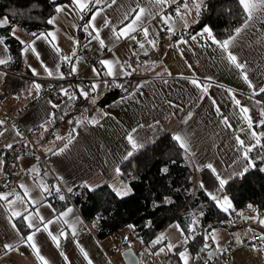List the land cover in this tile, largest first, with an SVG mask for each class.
Instances as JSON below:
<instances>
[{"label": "crops", "instance_id": "1", "mask_svg": "<svg viewBox=\"0 0 264 264\" xmlns=\"http://www.w3.org/2000/svg\"><path fill=\"white\" fill-rule=\"evenodd\" d=\"M137 3L141 7H149V0H116L115 4L112 0H101L93 7V10L103 9L96 18V26L104 40L103 47L83 31L90 13H81L72 5V0L56 3L46 26L35 33H43L46 39H36L33 32L23 29V32L13 35L23 42L17 65L11 66L6 44H0V59L7 61L0 64V82L7 71L19 75L16 92L4 98L0 106V120L4 121L0 124V150L4 151L0 152V194L8 195L10 201L0 200V264H43L30 243L36 245L48 264H88L89 260L91 264H117L118 259L122 261L120 254L113 262L110 259V253L121 250L117 248L115 236L98 239L94 232L97 218L85 222L63 191L68 192V188H72L78 193L81 188L89 189L85 185L94 188L107 184L116 195L118 192L129 193V185L120 176V165L141 148H133L127 138L129 135L143 146L161 133L172 137L181 135L187 141V151L180 148L194 169V180L198 186L203 181L206 194L212 192L221 198L219 204L212 200L221 210H233L229 198L227 203L222 199L226 194L224 190L218 191L219 182L206 165L211 163L217 173L228 180L247 166L236 137L239 136L246 145H254L256 139H260L258 127L261 125L259 121L264 120V97L258 89L264 87V17L251 21L230 47L238 62L245 66L240 69L206 34L199 35L207 25L194 28L196 23L189 20L193 14L196 18L191 2L189 8L192 10L187 12V17L182 9L180 15L183 19L172 18L170 23L174 34L165 30L168 25L162 22L161 16L169 15L171 6L180 7L183 0H177L175 4L169 2L163 12L153 8L154 16L145 17L128 36L117 39L112 29L119 31L131 23L134 18L131 10ZM57 6L67 7L57 12ZM53 17L54 23H48ZM105 19L110 22L109 27H103ZM243 22L244 19L238 27H242ZM145 27L149 29L147 38L143 32ZM162 30L164 36L153 42L155 46L149 43L151 37ZM89 32H92L91 28ZM231 34L234 35V31ZM192 36L196 39L192 40ZM87 45L91 59L113 61V71L117 75H107L108 67L101 63L100 67H95L78 60L76 52ZM136 45L139 48L135 49ZM64 57H69L71 62ZM45 66L52 71L51 76ZM73 67L75 71H72ZM124 71L132 74H119ZM245 72L254 88L243 78ZM65 74L76 75L74 92L67 91L68 95L61 94L54 101L42 99L32 102L39 89ZM193 80L207 86V93L194 85ZM94 84L98 87L92 92ZM118 84L123 87H117ZM112 88L120 89V94L103 105L92 103V99L97 102ZM81 89L89 92L88 99L81 95ZM71 96L75 98L70 99ZM235 100L249 111L241 112ZM246 116L252 121L251 129ZM224 117L228 118L231 127L223 122ZM253 131L257 134L255 138ZM70 139L71 143H68ZM9 144L12 148L7 147ZM65 144L68 147L60 151ZM177 144L180 146L179 142ZM129 152L132 155L125 159ZM40 161L46 165L45 168L41 167ZM56 187H59V193ZM60 195L65 199L61 200ZM69 208L72 212L62 218L67 219L68 224L61 220L48 225L53 235L61 231L65 233L59 238V247L43 230L35 233L32 242H25L34 231L28 227L25 216L43 229L37 213L45 221L56 220L59 213ZM13 212L20 215L13 216ZM260 219H264V207L243 217L234 231L221 228L226 231L225 239L216 246L210 242L212 251L208 257L232 244L227 264H264V241L255 248L237 241L240 236H250L256 231L264 233ZM13 223L19 232L12 227ZM161 242L166 244L164 239ZM5 244L12 245V249H5ZM113 246H116V251H112ZM81 249L87 253V259ZM173 257L177 254H171L162 264H170ZM179 264H182L180 260ZM194 264H200L198 258Z\"/></svg>", "mask_w": 264, "mask_h": 264}, {"label": "trees", "instance_id": "2", "mask_svg": "<svg viewBox=\"0 0 264 264\" xmlns=\"http://www.w3.org/2000/svg\"><path fill=\"white\" fill-rule=\"evenodd\" d=\"M62 1L0 0V17L8 18V24L0 27V36L5 37L11 66L19 62L22 43L11 35L9 28L16 25L28 33L40 31L46 26L54 5ZM204 4L206 7L202 8L200 16L196 15L194 28L207 25L218 40L230 35L244 19L238 0H204ZM119 94L120 89H109L96 103L103 105ZM258 130H261L260 144L249 153L256 161L255 166L242 176L229 178L223 188L233 205V210L228 212L221 210L198 186L193 167L168 133L154 137L120 165V176L130 187L127 195L117 196L107 184H101L93 190L81 188L73 203L82 216L99 215L94 227L98 239L131 225L134 226L131 233L150 251L159 246L153 241L160 231L175 223L183 230L186 245L198 254L200 264H205L211 258L208 254L212 247L203 245L204 230L223 223L247 205L264 207V161L259 159L264 156V126L260 125ZM166 198L171 202H166ZM171 260L170 264H179L178 257Z\"/></svg>", "mask_w": 264, "mask_h": 264}, {"label": "snow or ice", "instance_id": "3", "mask_svg": "<svg viewBox=\"0 0 264 264\" xmlns=\"http://www.w3.org/2000/svg\"><path fill=\"white\" fill-rule=\"evenodd\" d=\"M100 2H101V0H72V5H74L76 8H78L81 13H90L89 20L83 25V31L88 32L89 35L92 37V39L93 40H98L100 45H101V47H103L104 46V40L100 36V28H98L96 26V18H97V16H100L102 14L103 9L93 10V7L95 5H98ZM169 2H171V4H175V3H177V0H149V7H147V8L141 7V5L139 3H137L136 8L131 10V13L134 14V18L131 20V23H129L125 28H122L119 31L117 29L113 28L112 31H113L114 36L117 39H119L121 37L128 36L129 32L130 31H134L135 30V26L138 23H140L145 17L154 16L155 13L153 12V8H155L158 12H163L164 6L168 5ZM190 2L192 4L193 8L195 9L197 17L200 16L202 8L206 7V5L204 4V0H183V3L180 5V7H177L176 10H175L176 11V15L178 17H180L181 19H183V17L180 15L182 9H183V11L185 13L190 12L192 10V9L189 8V3ZM238 2H239V5L241 6V8L243 10V13H244V22H243V26L242 27H237V28L234 29V33H235L234 35L230 34L227 38H225L223 40H218L216 38V36L213 34L212 29L210 27H207V26H205L203 28L202 33H199V35L206 34L208 36V38L213 43L218 45L221 49H223L227 53V58L232 63H234L237 68L244 69V67H245L244 64L238 62L237 56L234 55L230 51V47L234 44L235 40L241 34L243 29L247 28L249 26L251 21H253L254 19H256L258 17H264V0H238ZM112 3L115 4L116 0H112ZM64 7H67V6H57L56 7V11L57 12H61V11H63ZM82 18H83V16H82ZM125 19H128V16H126ZM54 20H55V18L53 17V18H51L48 21V23H50V24L54 23ZM161 20H162V22L165 25H168V27L165 30L168 31L169 33L174 34L175 30L171 26V23H170L171 20H172V16L170 14L169 15H162L161 16ZM193 22L196 23L197 21H193ZM7 24H8V18L7 17H4L3 20H0V27L6 26ZM109 26H110V22L107 19H105L104 22H103V27H109ZM187 26L188 25L185 22V27H187ZM89 28L92 29V32H89ZM143 32H144L145 38H147L149 36V29L145 27V28H143ZM33 35L36 37V39H41V38H45L46 39V36L43 33L40 34V35H37V34L33 33ZM48 35H52V34L49 33ZM132 39H135V37H132ZM191 39L195 40L196 37L192 36ZM4 41H5V37L0 36V44H3ZM182 42L185 43V44L187 43L186 40H183ZM34 43H35V41H33V44ZM149 43H153V41H149ZM153 46H155L154 43H153ZM140 47L143 48L144 45L141 44ZM26 50L27 49H25V51ZM32 51L35 52L36 49L33 47ZM57 51H59L58 48H57ZM36 54L39 57V53L37 52ZM64 59L68 60L69 62H71L69 57H64ZM6 62L7 61H5L4 59H0V64H5ZM100 63L103 64V65H106L108 67V71L106 73L107 75H109V76L117 75V73L113 71V61L102 60V61H100ZM116 63H119V62L116 61ZM129 67H131V65H129ZM45 70L48 72V75L51 76L53 74L52 71H49L46 66H45ZM57 71H58V66H57ZM72 71H75V67L72 68ZM133 71H135V69H133ZM33 73L35 74V69H33ZM119 74H122V75H125V76H130L132 74V72L124 71V72L119 73ZM243 78L246 81H248L250 87L254 88V86L251 84V81L248 80V76H247L246 72L244 73ZM192 83L194 85H196L197 87H202L203 91L205 93H207V90H208L207 86L199 85L196 80H193ZM116 86L117 87H123L122 84H118ZM140 86L141 85H138L137 87H140ZM35 87L37 89H39L40 86L38 84H36ZM97 87L98 86L94 84L92 86V88H91V91L95 92ZM62 91L64 92L65 95H68L66 90H62ZM258 92L259 93H264V87H260L258 89ZM254 94H256L255 89H254ZM81 95L85 99H88L89 92H85V91H83L81 89ZM74 98H75V96H71L70 97V99H74ZM92 103L95 104L96 100L92 99ZM213 103H215V102L213 101ZM235 103H236V105L240 106V101L239 100H235ZM257 103H259V102H257ZM240 107H241V112H243V113H247L249 111L247 107H243V106H240ZM217 111L219 112V108L218 107H217ZM262 114H264V113H262ZM245 119L248 120V127H249V129H251L252 128L251 119L249 117H247V116L245 117ZM92 122L96 123V121H92ZM223 122L225 124H228V118L224 117ZM3 123H4V121L0 120V124H3ZM259 124L264 125V120L259 121ZM228 126L231 127L230 124H228ZM133 131H135V130H133ZM252 136L255 138V137H257V134L253 131L252 132ZM127 138L132 143L134 149L137 148V147H143V145H138L137 142L134 140V138L131 135H129ZM173 139L175 141L179 142L180 147L187 151V141H186L185 138H183L181 135H175L173 137ZM236 139H237V142L240 145V148L242 150L243 159L245 161H247V166H245L243 171L239 173V175L242 176L245 172H247L249 170V168L255 166L256 161L253 160L249 156V153L253 150V148H255L257 145L260 144V140L257 138L256 139V144H254V145H246L244 140H241L239 138V136H237ZM68 143H71V139L69 140ZM7 147L8 148H12V145L9 144V145H7ZM67 147H68V144H65L64 149H61L60 151H64ZM131 155H132V152H129L128 155L125 156V159H127L128 156H131ZM259 159L261 161H264V156L259 157ZM0 164H2V161H0ZM206 167L208 169H210L215 174L216 179L219 182L218 191H222L224 186H225V184L228 182V180L225 179V178H222L221 175L219 173H217V170L213 167V165L211 163L207 164ZM163 171L166 173L168 171V169L165 167L163 169ZM117 172H119V169H117ZM85 186L89 187V190H93L90 186H87V185H85ZM199 187L201 189H204L205 185H204L203 181L200 182ZM56 191L59 193V191H60L59 187H56ZM68 192H72V188H68ZM127 194H128V191H125V192H122V193L121 192L117 193V195H120V196H124V195H127ZM207 195L210 197L211 200H213L214 202H217V204H219L220 199H221L220 197H218L217 195L213 194L212 192H207ZM59 198L61 200L65 199V197L63 195H60ZM222 199L226 203L228 202V197L226 195ZM0 200H4V201L10 203V201H8V195H6V194H0ZM166 202L170 203L171 201L166 198ZM33 203H35V202L33 201ZM48 206L51 207V205H48ZM230 206L231 205L229 204V207ZM249 207L251 208L252 205H249ZM223 210L225 212H227L228 208H224ZM53 211H55V210H53ZM71 212H72V209L69 208V209L65 210L64 212L59 213V216H58V218L56 220H48V221H45L44 218L40 217L38 215V213H37V218L40 220L41 224L44 225L43 229H41L40 227H37L36 225H34L32 223V221L29 220L28 216H25L24 218L26 220H28V227L34 229L32 234H30L29 236L26 237L25 242H32L33 241V236L35 235V233L38 232V231L43 230V231H47L48 232V234L51 237V239L54 242H56L57 247H59V238L65 236V233L63 231H61L57 235H53L49 231L48 225H50L52 223H59V222H61V220H62V222L64 224H68V220L67 219H62V218L69 216V214ZM12 215L13 216H18L20 214L16 213V212H13ZM259 222L261 224H264V219H260ZM150 223L151 222H149V226H150ZM12 227L14 229H16V225L14 223H13ZM129 227H134V226L130 225ZM177 227L179 228V225H177ZM191 230L194 231L195 230L194 227ZM16 231L19 232V229H16ZM181 231H182V234H183V230H181ZM73 235H75V232H73ZM162 239H163L162 236L158 237L155 241H153V244L154 245L155 244H159ZM30 246L33 247L36 250V254H37L38 259L41 260L43 262V264H48V261L45 260V258L40 255L39 249L36 248V245L34 243H30ZM3 247L5 249L11 250L13 246L10 245V244H5ZM172 247H173L172 245H168L169 250H171ZM81 251L83 252V249H81ZM160 251H164V249H161ZM83 254H84L85 258L87 259L88 258L87 253L83 252ZM61 255H63V253H61ZM180 255H181L182 258L184 257V253H180ZM64 258H65V260H67V256H65ZM88 264H91V260L88 261ZM185 264H187V259L186 258H185Z\"/></svg>", "mask_w": 264, "mask_h": 264}, {"label": "rangeland", "instance_id": "4", "mask_svg": "<svg viewBox=\"0 0 264 264\" xmlns=\"http://www.w3.org/2000/svg\"><path fill=\"white\" fill-rule=\"evenodd\" d=\"M3 18L4 16H1L0 20H3ZM189 20L191 21V23H194L193 21H196L195 15L193 14L191 17H189ZM18 32H23V30L16 25H14L10 30L11 35L14 36ZM257 210V207L252 205V207L250 208L249 205H247L243 209H238L233 216H230L223 223L217 226H211L209 229L204 230L202 232V236L204 239L203 245L209 246V243L211 242L214 246H216L217 244L222 243V241L225 239L224 234L226 231H223L221 228H223L224 230L230 229V231H234L235 228L239 227V224L241 223V219L243 217L250 216L254 214V212H257ZM129 226L130 225H127L118 230L117 236H115V240L117 241V248L122 249L125 247H130L133 250L138 259L137 264H162V262L166 258L174 253L177 254V257L182 264H185V258L187 259V264H194L195 260H197L198 258V254H193L190 251L189 247L186 245L187 239L183 234H181V231L175 223L167 225L160 231L161 235L158 237L162 236L166 241V244H162V242H160L159 246L154 251H150L147 246L143 245L138 237L134 236L131 233V227ZM168 245L173 246L171 250H169ZM161 249H164V251H160ZM180 253H184L183 258L181 257ZM115 257L119 258V253H110V259L112 262L113 260H115ZM118 260L119 261H116L117 264H123L120 259ZM112 264H114V262Z\"/></svg>", "mask_w": 264, "mask_h": 264}, {"label": "built area", "instance_id": "5", "mask_svg": "<svg viewBox=\"0 0 264 264\" xmlns=\"http://www.w3.org/2000/svg\"><path fill=\"white\" fill-rule=\"evenodd\" d=\"M176 8L177 6H171L169 8V13L172 16L173 19H177L178 16L176 15ZM161 36H163V31L158 32L157 34H154L151 37V40L153 42H156ZM135 49L139 48L138 45L134 46ZM89 46H82L75 54V57L85 62L89 65H94L95 67H100V61L98 59H91L90 53H89ZM75 74H65L59 77L58 79L52 81L49 86L39 89L36 92L35 97L33 98L32 102H35L37 100L42 99H49V100H56L58 96L61 94H64L62 90L66 91H73V81L75 79ZM18 80L19 75L16 72H10L7 71L5 75L3 76L2 81L0 82V105L4 98L8 97L9 95L16 92L18 87ZM12 120H15V118H12ZM1 153H4L3 150H0ZM41 162V167L45 168L46 165ZM63 195L69 200V202H73V198L77 195L76 190H72V192H66L63 191ZM95 217L98 218L99 215L95 214ZM83 219L85 222H88L90 219L88 216H83ZM114 236H117V233H113ZM238 243L246 246L251 247H259L260 244L264 241V233L260 231H256L252 233L250 236H240L238 238ZM232 248L231 245H227L224 248L220 249L217 254L213 257H211L205 264H227L228 262V253L230 249ZM116 246L112 247V251H116ZM106 252V250H104ZM107 254V253H106Z\"/></svg>", "mask_w": 264, "mask_h": 264}, {"label": "water", "instance_id": "6", "mask_svg": "<svg viewBox=\"0 0 264 264\" xmlns=\"http://www.w3.org/2000/svg\"><path fill=\"white\" fill-rule=\"evenodd\" d=\"M123 264H137L138 259L130 247L122 248L119 252Z\"/></svg>", "mask_w": 264, "mask_h": 264}, {"label": "bare ground", "instance_id": "7", "mask_svg": "<svg viewBox=\"0 0 264 264\" xmlns=\"http://www.w3.org/2000/svg\"><path fill=\"white\" fill-rule=\"evenodd\" d=\"M162 31H163V30H162ZM163 36H164V31H163ZM161 37H162V36H161ZM161 37H160V38H161ZM158 40H159V39H158ZM87 46H88V45H87ZM89 50H90V48H89ZM89 53H90V51H89ZM84 63H85V62H84ZM10 72H14V71H10ZM75 80H76V78L74 79V81H75ZM18 81H19V80H18ZM74 81H73V82H74ZM72 86H73V84H72ZM70 92H74V88H73V91H70ZM72 203H73V202H72Z\"/></svg>", "mask_w": 264, "mask_h": 264}]
</instances>
